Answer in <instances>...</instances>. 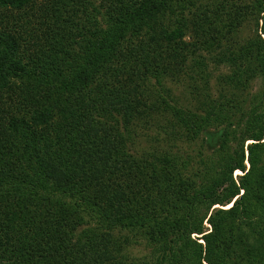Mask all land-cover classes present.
Returning <instances> with one entry per match:
<instances>
[{"label": "trees", "instance_id": "1", "mask_svg": "<svg viewBox=\"0 0 264 264\" xmlns=\"http://www.w3.org/2000/svg\"><path fill=\"white\" fill-rule=\"evenodd\" d=\"M143 246L264 264V0H0V264Z\"/></svg>", "mask_w": 264, "mask_h": 264}, {"label": "rangeland", "instance_id": "2", "mask_svg": "<svg viewBox=\"0 0 264 264\" xmlns=\"http://www.w3.org/2000/svg\"><path fill=\"white\" fill-rule=\"evenodd\" d=\"M260 26H262V24H260ZM254 32V26H250L247 27L245 29V36H249L250 34H253ZM218 73V74H217ZM217 73H214V79H213V85L217 84L216 83V78L221 76L223 73H226V70H222L219 71ZM213 75V74H212ZM253 83V84H252ZM251 84L253 85V88L251 87V92L256 96L258 93L261 92L262 90V83L260 82V80L252 82ZM165 88L166 90L171 92V99L173 101H178L180 102V104H184L190 107V104H192V98L189 96L188 91L186 90V88L184 87L183 84H177L175 82L172 81H168L165 84ZM249 90V91H250ZM152 133H155L152 132ZM154 136V135H153ZM207 138L205 136H203L198 142H196L195 144L192 145L191 150L196 152L198 154V152L200 153V151H205L208 155L212 153V151H209L208 146L206 145V140ZM163 148H164V144L161 143L160 144ZM151 147V142L149 143L148 140H143L140 142L139 146H138V150H147L148 148ZM189 149V148H188ZM242 173L240 172H236L234 174V179H237L239 176H241ZM209 230H210V226L207 224L206 226ZM193 239H198L199 236L194 235L192 237ZM158 257V253L152 249H149L147 247H135L134 249H132L130 251V259L128 261L127 264H149L151 262V264H155L156 259Z\"/></svg>", "mask_w": 264, "mask_h": 264}]
</instances>
